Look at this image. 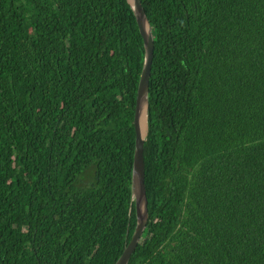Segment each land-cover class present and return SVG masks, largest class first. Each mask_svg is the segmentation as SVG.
Here are the masks:
<instances>
[{
  "label": "trees",
  "instance_id": "obj_1",
  "mask_svg": "<svg viewBox=\"0 0 264 264\" xmlns=\"http://www.w3.org/2000/svg\"><path fill=\"white\" fill-rule=\"evenodd\" d=\"M147 222L127 264H264V0H140ZM142 39L126 0H0V264H113Z\"/></svg>",
  "mask_w": 264,
  "mask_h": 264
},
{
  "label": "water",
  "instance_id": "obj_2",
  "mask_svg": "<svg viewBox=\"0 0 264 264\" xmlns=\"http://www.w3.org/2000/svg\"><path fill=\"white\" fill-rule=\"evenodd\" d=\"M126 2L134 16L143 46V59L137 82L132 118L134 144L131 165L129 212L130 207L133 205L135 224L130 239L125 243L123 250L113 264H127L129 257L140 241L148 217L144 186L143 144L147 134L149 108L148 81L153 57V37L150 24L140 0H126ZM142 113L143 128L141 125Z\"/></svg>",
  "mask_w": 264,
  "mask_h": 264
},
{
  "label": "bare ground",
  "instance_id": "obj_3",
  "mask_svg": "<svg viewBox=\"0 0 264 264\" xmlns=\"http://www.w3.org/2000/svg\"><path fill=\"white\" fill-rule=\"evenodd\" d=\"M141 125H142V128H143V113L141 115Z\"/></svg>",
  "mask_w": 264,
  "mask_h": 264
}]
</instances>
